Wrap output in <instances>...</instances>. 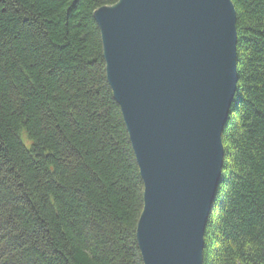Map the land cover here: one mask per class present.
<instances>
[{
  "label": "trees",
  "instance_id": "obj_1",
  "mask_svg": "<svg viewBox=\"0 0 264 264\" xmlns=\"http://www.w3.org/2000/svg\"><path fill=\"white\" fill-rule=\"evenodd\" d=\"M0 0V264H143V184L93 11ZM237 85L203 264H264V0H232Z\"/></svg>",
  "mask_w": 264,
  "mask_h": 264
},
{
  "label": "water",
  "instance_id": "obj_2",
  "mask_svg": "<svg viewBox=\"0 0 264 264\" xmlns=\"http://www.w3.org/2000/svg\"><path fill=\"white\" fill-rule=\"evenodd\" d=\"M143 184V264H203L237 85L232 0H117L93 11Z\"/></svg>",
  "mask_w": 264,
  "mask_h": 264
}]
</instances>
